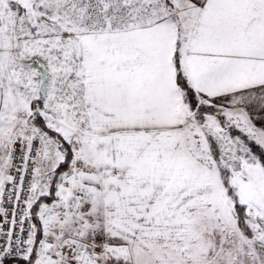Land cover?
Listing matches in <instances>:
<instances>
[{
    "label": "snow or ice",
    "instance_id": "obj_1",
    "mask_svg": "<svg viewBox=\"0 0 264 264\" xmlns=\"http://www.w3.org/2000/svg\"><path fill=\"white\" fill-rule=\"evenodd\" d=\"M0 264H264V0H0Z\"/></svg>",
    "mask_w": 264,
    "mask_h": 264
}]
</instances>
